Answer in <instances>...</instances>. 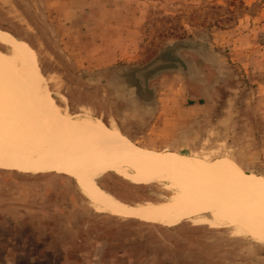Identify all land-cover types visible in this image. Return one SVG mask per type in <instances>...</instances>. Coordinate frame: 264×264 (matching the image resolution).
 <instances>
[{
  "label": "rangeland",
  "instance_id": "1",
  "mask_svg": "<svg viewBox=\"0 0 264 264\" xmlns=\"http://www.w3.org/2000/svg\"><path fill=\"white\" fill-rule=\"evenodd\" d=\"M0 33L69 120L264 177V0H0ZM8 134L0 116L11 145ZM135 173L109 176L128 203L105 190L131 206L200 190ZM246 210L165 226L105 201L94 183L11 160L0 163V264H264V213Z\"/></svg>",
  "mask_w": 264,
  "mask_h": 264
},
{
  "label": "bare ground",
  "instance_id": "2",
  "mask_svg": "<svg viewBox=\"0 0 264 264\" xmlns=\"http://www.w3.org/2000/svg\"><path fill=\"white\" fill-rule=\"evenodd\" d=\"M0 43L13 50V55L0 54L4 79L0 94L6 100L0 116L11 142H0V163L14 160L36 174L75 175L94 183L101 197L122 211L165 226L236 207L264 213V177L248 174L230 161L208 162L144 149L109 128L86 127L69 120L48 95L36 67H24V50L17 40L0 33ZM28 87L40 94L39 101L29 94ZM129 169L136 171L132 176L139 184L151 185L178 175L198 183L200 190L184 201L131 206L98 186L108 174Z\"/></svg>",
  "mask_w": 264,
  "mask_h": 264
},
{
  "label": "crops",
  "instance_id": "3",
  "mask_svg": "<svg viewBox=\"0 0 264 264\" xmlns=\"http://www.w3.org/2000/svg\"><path fill=\"white\" fill-rule=\"evenodd\" d=\"M126 136V135H125ZM163 152H167V151H163ZM113 173H110V174H108L107 176H105L104 178H102V179H100V180H102L101 182H102V184H100L99 183V185L102 187V188H104V189H106L107 191H109L110 193H112L113 195H115V196H117L118 198H120L121 200H124L125 202H127V200L124 198V197H122V194H124V195H127V197H129V195H131L132 193L130 192H128V191H123L122 190V188L125 190L126 189V187H123L122 186V188L121 187H118V185H123V184H119L118 182L116 183V182H113L111 179H109V176H111ZM120 178V177H119ZM122 179V178H121ZM100 180H99V182H100ZM124 180V179H123ZM125 182H127V183H129V184H131L130 182H128V181H126L125 180ZM131 185H133V184H131ZM130 186V185H129ZM135 188L137 187L138 188V186H136V185H133ZM115 187H118V189L120 190V192H118V193H116L117 191H115L114 189H115ZM130 187H132V186H130ZM134 187H132V188H134ZM115 192H113V191ZM127 190V189H126ZM119 193H120V195H119ZM122 198H121V197ZM128 203V202H127Z\"/></svg>",
  "mask_w": 264,
  "mask_h": 264
}]
</instances>
